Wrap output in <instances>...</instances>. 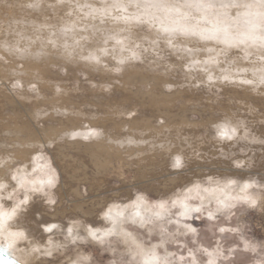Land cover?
Listing matches in <instances>:
<instances>
[{
	"label": "clouds",
	"instance_id": "obj_1",
	"mask_svg": "<svg viewBox=\"0 0 264 264\" xmlns=\"http://www.w3.org/2000/svg\"><path fill=\"white\" fill-rule=\"evenodd\" d=\"M4 53L62 75L78 69L105 93L140 72L148 77L140 82L145 91L158 84L165 93L203 90L220 99L236 89L264 98V0H0V61L7 62ZM35 78H17L10 87L37 92ZM238 111L209 121L196 148L179 131L164 135L171 133L164 120L158 121L163 132L149 138L112 140L100 129L91 137L64 133L131 146L136 151L129 159L161 155L166 161L169 183L131 184L124 193L116 185L112 198L91 213L77 207L72 215L57 214L61 174L41 155L52 141L20 146L40 149L28 155L0 145V236L14 234L28 244L27 264H264V242L245 238L250 231L264 235V181L206 173L181 179L193 160L245 154V142L264 146ZM205 143L208 152L201 150ZM233 167L243 165L234 160ZM35 204L46 211L32 212ZM27 224L43 239L30 240ZM10 247L0 245V264H16ZM247 253L260 258L247 259Z\"/></svg>",
	"mask_w": 264,
	"mask_h": 264
},
{
	"label": "rangeland",
	"instance_id": "obj_2",
	"mask_svg": "<svg viewBox=\"0 0 264 264\" xmlns=\"http://www.w3.org/2000/svg\"><path fill=\"white\" fill-rule=\"evenodd\" d=\"M4 56L7 62L0 61V145L4 151L20 150L22 155H28L40 149L20 146L47 145L52 141L53 147H44L41 155L50 156L53 166L61 174L57 214L72 215L77 207L91 213L101 200L112 198L116 185L124 193L131 184L151 189L156 187L153 181L169 183L166 161L161 155L146 157V162L129 159L128 155H135L136 151L131 146L120 149L108 143L106 138L70 139L64 135L66 132H79L91 137L93 131L100 129L105 137L112 140L149 138L163 132L158 121L164 120L165 126L171 129V133L164 135L174 137L179 131L189 136L192 147L196 148L200 143L197 137L205 133L209 121L217 119L222 112L237 111L240 114L238 110H243L252 131L264 137V124L259 123L264 119V98L245 91L226 89L220 99L203 90L183 89L165 93L158 84L145 91L140 82L148 78L147 74L132 72L123 86L105 93L90 87L78 75V69L69 67L67 74L62 75L47 64L18 61L7 53ZM18 65L22 67L18 69ZM37 76L40 80L37 92L27 89L13 91L10 87L17 78L36 83ZM90 79L95 81L99 77ZM250 108L255 112L248 115ZM241 146L245 154H230L227 158L209 159L203 163L191 161L188 175L181 179L202 177L206 173L221 180L237 177L264 181V146L246 142ZM210 149L211 145L205 143L201 150L208 152ZM234 160L243 168H234ZM84 190L88 192L87 197L82 195ZM35 211L46 209L42 204H35L32 212ZM26 231L30 240L43 239L39 229L33 225L27 224ZM245 238L253 244L264 242V235L251 231ZM4 239L0 236V245H11L8 251L16 264H27L30 259L25 254L28 244L20 238L8 243ZM246 258L260 257L247 253Z\"/></svg>",
	"mask_w": 264,
	"mask_h": 264
},
{
	"label": "bare ground",
	"instance_id": "obj_3",
	"mask_svg": "<svg viewBox=\"0 0 264 264\" xmlns=\"http://www.w3.org/2000/svg\"><path fill=\"white\" fill-rule=\"evenodd\" d=\"M20 70H21V69H20ZM22 70H24V69H22ZM24 71H25V70H24ZM25 74H27L26 71H25ZM33 136H34V135H33ZM33 136H32V137H33ZM32 137H31V138H32ZM34 137H35V136H34ZM19 151H20V150H19ZM20 153H21V155L23 154L22 151H20ZM5 235L7 236V238L4 237V238H5L4 241H5L6 243H8V242H13L15 239L17 240V239L19 238L18 236H15L14 234L6 233ZM17 237H18V238H17ZM16 240H15V241H16Z\"/></svg>",
	"mask_w": 264,
	"mask_h": 264
}]
</instances>
